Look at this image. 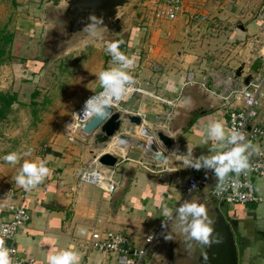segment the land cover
<instances>
[{"label":"crops","instance_id":"crops-1","mask_svg":"<svg viewBox=\"0 0 264 264\" xmlns=\"http://www.w3.org/2000/svg\"><path fill=\"white\" fill-rule=\"evenodd\" d=\"M5 1H9L13 14L16 10L20 12L17 8L23 6L24 13L33 16V26L46 28L45 8L59 0ZM133 1L130 28L118 44L121 49L122 43L128 46L122 52L134 61L128 71L140 91L123 102V108L117 109L139 116L141 124L134 126L127 121L121 124L119 134L129 137L117 142H130H124L128 145L125 152L113 150L117 156V163L112 167L117 189L108 193L93 183L78 185L76 178V173L96 154L113 149L115 139L105 147L94 149L90 138L86 143L82 138H68L69 142H53L37 156L20 160L22 163L43 159L49 168V174L38 185L25 191L15 182L18 164L17 171L9 177L14 195L0 200V222L9 217L8 201L23 205L29 213L27 222L8 243L17 248L20 258L30 260L31 264H47L48 255L64 249L77 251L79 264H117L113 256L90 249L88 240L92 230L102 235L106 231L127 234L138 246L143 245L146 234L153 233L156 244L163 247L159 262L173 240L165 239V235L170 232L173 238L176 229L174 221L168 227H161V221L166 218L160 206L167 205L174 214V209L185 200H201L199 191L191 194L182 191L181 186L190 175L200 174L197 169L185 167L182 161L187 153L197 158L217 150L210 151L215 142H204V130L210 121H222L228 129L226 109L218 98L225 89V79L232 76L231 86L238 87L244 84L243 79L248 74L253 78L264 72V31L260 27L264 19V0H189L185 12L172 21L154 19L144 5L146 0ZM194 13L205 16L206 20H191L189 17ZM229 29L228 46L232 48L237 42L231 63L242 65V76H234L236 69L226 72L222 66L216 69L208 66L224 65L225 59L217 56L211 62L200 56L205 49L202 40H206V32L226 33ZM92 39L97 38L80 43H94V40L89 41ZM222 47L218 45L217 49ZM216 53L219 54L218 50ZM258 112L259 123L264 126V88ZM141 127L173 137L174 146L163 162L146 154L145 143L149 147L151 139L147 141L138 134ZM251 144L257 149L264 148V142ZM146 164L158 172H149ZM249 178L263 201L224 204L223 208L235 229L239 264H264V179L254 175ZM6 184H2L0 191L9 188ZM79 228L86 230L84 235L79 234Z\"/></svg>","mask_w":264,"mask_h":264},{"label":"rangeland","instance_id":"rangeland-1","mask_svg":"<svg viewBox=\"0 0 264 264\" xmlns=\"http://www.w3.org/2000/svg\"><path fill=\"white\" fill-rule=\"evenodd\" d=\"M57 3V1L50 3L45 10ZM9 4V1L0 0V31L12 33V43L2 47V41H0V48H4V54L0 58V92L15 93L17 100L6 117L0 119V157L15 151L19 154V158L15 164L0 159V187L3 183H7L5 187L10 186V174L14 170L17 171L18 164H21L20 160L37 156L40 150H44L53 142L60 140L65 142L68 138L75 140L82 138V141L87 142V138L78 130L73 132L67 130L66 121L89 96L101 91L95 74L112 66L111 57L104 51L106 39H92L89 41L94 40V43L87 45H83L85 42H79L75 47L64 51L53 50L52 38L47 28L44 25L33 26V16L30 17L31 14L24 13L23 6L17 8L20 12L16 10L13 14L8 7ZM229 31L230 29L226 33L206 32V40H202L205 49L200 56L210 59L211 62H214L218 56L226 62L224 65L221 63L208 65L210 68L216 69L222 66L226 72H232L242 67V65L231 63L234 60L232 55L237 42L232 44V48L228 46ZM199 39L201 40L200 37ZM125 44L122 43L121 51H125L128 47ZM218 45L219 48L224 45L227 47L217 49ZM217 50L219 54L216 53ZM206 69H204L205 72ZM225 70H222L223 73ZM243 72L244 70L241 69L239 76H242ZM86 92L88 96L84 97ZM123 102H120L119 107H124ZM137 132L140 136H145L147 140L150 138V134H146L142 127ZM121 135L125 139L129 137L124 133ZM115 140L116 143L114 142L115 144L111 146L113 149H109L108 152L114 154L115 148L125 152L128 145L117 142L116 138ZM28 148H31V154L24 156L23 153ZM8 189L12 188L0 191V197ZM181 235L175 229L173 240L168 246L170 247ZM161 263L164 264L163 257L157 262V264Z\"/></svg>","mask_w":264,"mask_h":264},{"label":"built area","instance_id":"built-area-1","mask_svg":"<svg viewBox=\"0 0 264 264\" xmlns=\"http://www.w3.org/2000/svg\"><path fill=\"white\" fill-rule=\"evenodd\" d=\"M188 1L146 0L144 5L151 12L154 19L172 21L185 12ZM189 18L200 22L206 20L205 16L198 13L192 14ZM260 27L264 31V19L261 20ZM232 81V76L227 77L224 81L225 89L222 94L218 95L219 100L226 109L227 128L241 132L245 137V141L250 143L264 142V126L259 123L260 116L258 112L260 96L264 88V72L259 77L251 78L247 85L242 84L238 87H232ZM139 91V88L131 83L125 97L118 102L114 101L111 107L114 109L119 108L120 102L127 100ZM84 102L73 111L72 116L66 121L67 130L70 132L78 130L81 135H83L81 127L93 115L91 112L83 111ZM249 165L247 173H242L236 178L238 180L237 184L231 183V178L234 175H229V179L225 182V190L220 193H217L216 179L212 170L204 168L199 169L200 174H192L186 179L181 186L182 191L186 194L199 191L201 200L212 201L218 205L258 204L263 201V198L256 192L249 177L254 175L264 179V148L251 154ZM145 168L151 173L158 172L149 164H146ZM76 178L78 185L93 183L108 193L114 192L118 186V182L113 179V168L97 163L96 156L90 159L87 166L76 173ZM13 195V189H8L0 197V200L11 198ZM6 209L9 217L7 220L0 222V246L9 249L10 264H31L30 260L20 258L17 248L8 243L14 238L17 229L27 222L29 213L23 205L16 204L13 201L6 203ZM4 229H7V231L5 232ZM88 242L90 249L113 256L117 264H157L163 249L162 246L156 244V235L153 233L146 234L143 245L138 246L133 244L132 239L127 234L106 231L102 235L97 230H92Z\"/></svg>","mask_w":264,"mask_h":264},{"label":"clouds","instance_id":"clouds-1","mask_svg":"<svg viewBox=\"0 0 264 264\" xmlns=\"http://www.w3.org/2000/svg\"><path fill=\"white\" fill-rule=\"evenodd\" d=\"M83 32L90 38H97L101 35L100 29L103 27L102 19L95 15L89 16ZM104 51L111 57L112 66L100 70L95 74L99 82L101 91L90 96L84 102L83 111L91 112L94 117L102 118L114 101L118 102L125 97L129 86L132 83V76L128 69L134 61L125 55L119 48V44L114 41H108L104 44ZM204 142H215L210 151L217 149L211 155H200L197 158L192 157V153H187L182 161L185 167L194 169H211L216 179V190L220 193L225 190L226 180L229 179V173H233L232 184H237L240 174L247 173L249 169V155L251 151L258 149L250 142L245 141L244 135L235 130L227 129L222 121L212 120L205 128ZM31 148H28L23 155L31 154ZM19 154L15 151L6 153L0 159L10 164H15ZM158 159L163 162L161 155ZM49 174V168L45 160H24L15 176V182L25 191L31 190L38 185ZM194 187V186H193ZM162 215L166 218L161 221V227L165 228L174 220L176 230L184 237L185 243L196 242L197 246H210L213 243H219L220 239L214 233L213 222L208 216L206 207L196 201L185 200L175 209H170L167 205H161ZM167 222V223H165ZM6 232L7 229H4ZM84 228H79L81 235L85 234ZM165 239H172V234L168 232ZM79 253L75 250L64 249L46 257L47 264H79ZM0 264H10L9 249L0 246Z\"/></svg>","mask_w":264,"mask_h":264},{"label":"water","instance_id":"water-1","mask_svg":"<svg viewBox=\"0 0 264 264\" xmlns=\"http://www.w3.org/2000/svg\"><path fill=\"white\" fill-rule=\"evenodd\" d=\"M133 3V0H59L57 4L49 6L44 13L48 24L46 28L52 38V49L64 51L75 47L81 41L90 39L82 31L90 22V15L102 19L103 28L100 29L101 35L97 39L122 42L130 28V19L134 11ZM241 69L242 67L236 70L235 77L240 75ZM250 78L251 75L244 77L243 83L247 85ZM123 121L134 126L141 124L139 116L110 107L109 112L102 118L92 115L81 127V132L86 138L92 139L93 148L98 149L105 147L115 138L124 139V136L119 134ZM145 132L150 134L151 139L146 154L161 162L158 157L161 155L165 158L172 150L173 137L163 131L151 133L145 129ZM96 161L102 166L112 168L117 163V156L108 151H101L96 156ZM198 203L206 207L208 216L213 222L214 233L220 242L210 246H197L196 242L191 241L189 247L181 235L163 255L164 264H239L235 229L225 215L224 204L218 205L206 200H200Z\"/></svg>","mask_w":264,"mask_h":264},{"label":"trees","instance_id":"trees-1","mask_svg":"<svg viewBox=\"0 0 264 264\" xmlns=\"http://www.w3.org/2000/svg\"><path fill=\"white\" fill-rule=\"evenodd\" d=\"M0 41H2V47H4L5 44L12 43V33H2L0 31ZM2 54H4V48H0V58ZM16 100L17 94L0 92V119H4L6 117V114L9 112L11 106L16 102Z\"/></svg>","mask_w":264,"mask_h":264},{"label":"bare ground","instance_id":"bare-ground-1","mask_svg":"<svg viewBox=\"0 0 264 264\" xmlns=\"http://www.w3.org/2000/svg\"><path fill=\"white\" fill-rule=\"evenodd\" d=\"M165 130H166V129H165ZM148 140H149V139H148ZM148 140H147V141H148ZM124 142H130V140H127V141H124ZM135 143H136V142H135ZM145 147H146V149H147V151H148V148H149V147L147 146L146 143H145Z\"/></svg>","mask_w":264,"mask_h":264}]
</instances>
